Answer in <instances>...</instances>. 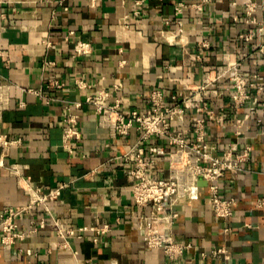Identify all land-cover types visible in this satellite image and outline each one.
Returning <instances> with one entry per match:
<instances>
[{
    "label": "crops",
    "instance_id": "obj_1",
    "mask_svg": "<svg viewBox=\"0 0 264 264\" xmlns=\"http://www.w3.org/2000/svg\"><path fill=\"white\" fill-rule=\"evenodd\" d=\"M179 1L146 0L144 10L135 14V0H0V73L10 94L0 132L21 139L6 153L0 146L5 163L0 164V211L29 201V193L7 166L21 162L32 185L48 190L65 184L53 200L52 213L63 225L76 228L67 234L70 246H60L50 213L34 206L17 217L27 235L8 249L0 240V264L264 262V86L253 87L250 100L236 105L231 81L222 78L216 84L218 94L210 97L214 117H208L205 134L214 151L252 146L242 168L228 170L220 179L221 194L238 200L228 220L213 212L206 182L193 196L168 205V213L177 212L170 221L148 220L152 206L137 204L132 191L135 159L123 157L139 143V129L134 125L126 135L114 133L101 123L95 105L85 100L104 87L114 90L112 100L122 98V109L136 106L143 111L157 86L174 103L175 91L201 82L208 69L226 59L242 60L248 75L258 72L264 82V0H254L255 22L246 14L250 0H183V11L176 13ZM199 1L201 9L195 6ZM260 26L253 40L240 37ZM80 38L92 42L90 52L76 54ZM75 100L82 101L81 107L76 108ZM197 106L196 101L187 103L184 119L175 122L189 140L196 135ZM72 112L79 113L81 131L80 138L72 140L73 151L63 142L65 116ZM142 145L144 156L153 160L150 174L167 176L168 138L154 134ZM42 216L48 223L30 232L33 220ZM152 222L191 246L175 257L148 247L146 232ZM104 224L108 230L96 232L95 227ZM222 245L228 256L213 252Z\"/></svg>",
    "mask_w": 264,
    "mask_h": 264
},
{
    "label": "built area",
    "instance_id": "obj_2",
    "mask_svg": "<svg viewBox=\"0 0 264 264\" xmlns=\"http://www.w3.org/2000/svg\"><path fill=\"white\" fill-rule=\"evenodd\" d=\"M202 1L197 2L195 6L201 9L203 7ZM145 3L146 0H135L134 13L140 14L144 10ZM185 5V1L180 0L176 5V13L182 12ZM257 6L258 3L254 0L246 3V14L251 22H255L253 14ZM262 28V26L251 27L242 32L240 37L247 41L253 40ZM260 48L264 50V44H261ZM91 50L92 42L90 40L80 38L77 41L76 54L88 53ZM222 78H228L231 81L234 87L231 95L236 105H242L250 100L253 87L264 86V82L258 80L261 78L260 73L254 72L252 77L249 76L242 60L232 62L226 59L224 62L208 69L201 82L194 86L184 84L182 90L175 91L172 94L174 103L167 100L164 91L160 87H153L147 97L149 107L143 111L136 106L122 109V98L118 96L113 100L111 98L115 94L113 89L103 87L86 95L85 100L95 105L101 123L109 125L114 133L126 135L134 125L139 129V143L127 150L123 157H133L135 159L130 168V173L134 179L132 191L137 204H150L152 206L148 220L170 221L171 216L176 215L177 212L168 213V205L174 204L181 198L193 196V191L201 185V180H204L208 185L210 204L215 215L228 220L234 214L238 200L235 196H223L221 194L220 179L226 171L237 172L242 168V162L249 158L252 146L246 144L242 148L236 149V152L228 149L223 153H217L214 151L215 147L206 140V121L208 117H214V110L209 104L210 97L218 94L219 89L216 84ZM79 85L86 84L79 82ZM191 101L198 102L197 109L200 113L195 118L196 135L194 139L189 140L187 132L177 128L175 122L184 119L185 105ZM81 104V100H75L76 108L81 107ZM9 105V83L0 73V118ZM250 114L251 111L247 112L246 118ZM258 120L261 121V118ZM65 121L63 142L73 151L74 144L72 140L81 136L79 113L67 114ZM154 134L166 136L171 146L169 173L165 177H153L148 169L153 160L144 156L142 143ZM20 141V138H15L8 132H0V146L5 153L12 144ZM0 164H5L4 157H0ZM25 165L21 162H13L7 165L9 170L16 175L18 183L29 193L30 198L26 204L9 205L0 211V240L2 245L8 249L18 239H23L27 232L19 229L17 217L29 213L34 206H42L44 211L50 213V224L57 230L59 245L70 246L67 234L74 233L76 228L63 225L60 217L52 213L53 200L59 197L65 184L60 183L48 190L40 184L32 185L30 178L25 174ZM47 223L46 217L42 216L37 222L33 220V226L29 231L36 232L39 227L45 226ZM79 228L84 229L86 226H80ZM224 229L228 230L229 226H225ZM95 230L98 233L105 232L108 230V224L96 226ZM146 244L148 247L164 249L170 257L184 253L191 246V242L174 238L168 230H161L153 225V222L147 226ZM213 252H224L226 256L229 255L228 249L223 245L214 247ZM77 254L78 251L75 249L74 255L77 256ZM70 264L82 263L74 260Z\"/></svg>",
    "mask_w": 264,
    "mask_h": 264
},
{
    "label": "water",
    "instance_id": "obj_3",
    "mask_svg": "<svg viewBox=\"0 0 264 264\" xmlns=\"http://www.w3.org/2000/svg\"><path fill=\"white\" fill-rule=\"evenodd\" d=\"M200 183H205V181H204V180H201ZM205 184H206V183H205Z\"/></svg>",
    "mask_w": 264,
    "mask_h": 264
}]
</instances>
